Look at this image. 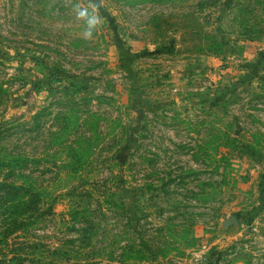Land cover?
I'll return each instance as SVG.
<instances>
[{
    "label": "rangeland",
    "instance_id": "rangeland-1",
    "mask_svg": "<svg viewBox=\"0 0 264 264\" xmlns=\"http://www.w3.org/2000/svg\"><path fill=\"white\" fill-rule=\"evenodd\" d=\"M10 156L0 264H264V0H0Z\"/></svg>",
    "mask_w": 264,
    "mask_h": 264
},
{
    "label": "trees",
    "instance_id": "trees-1",
    "mask_svg": "<svg viewBox=\"0 0 264 264\" xmlns=\"http://www.w3.org/2000/svg\"><path fill=\"white\" fill-rule=\"evenodd\" d=\"M150 2H160L162 0H145ZM215 44V45H214ZM214 50L220 54L222 47L215 41L213 42ZM36 62L51 71L53 70L39 58L33 57ZM46 82V79H42ZM73 156H78L76 149L72 150ZM27 158L23 156H10L7 158L0 157V175L4 171L14 172L16 169L23 168ZM77 162V161H76ZM24 183H16L0 179V208L3 209V214H7L10 219V232L16 233L34 222H38L43 216L42 196L36 186L23 177ZM166 254V253H164ZM48 264H55L50 262Z\"/></svg>",
    "mask_w": 264,
    "mask_h": 264
},
{
    "label": "water",
    "instance_id": "water-1",
    "mask_svg": "<svg viewBox=\"0 0 264 264\" xmlns=\"http://www.w3.org/2000/svg\"><path fill=\"white\" fill-rule=\"evenodd\" d=\"M234 221H236V219H235L233 216H231V217L228 219V222H234Z\"/></svg>",
    "mask_w": 264,
    "mask_h": 264
}]
</instances>
